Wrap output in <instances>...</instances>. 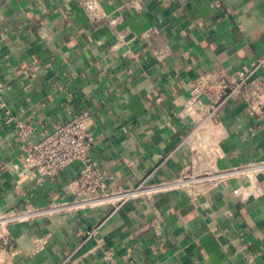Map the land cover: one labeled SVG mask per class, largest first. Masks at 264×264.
<instances>
[{"label": "crops", "instance_id": "0c3cea01", "mask_svg": "<svg viewBox=\"0 0 264 264\" xmlns=\"http://www.w3.org/2000/svg\"><path fill=\"white\" fill-rule=\"evenodd\" d=\"M133 2L134 6H128ZM115 24L91 23L76 0H0V237L14 251L0 264H264V173L260 194H233L242 175L209 181L191 198L171 187L114 212L71 207L67 184L79 163L45 182L22 168L15 128L31 124L35 139L82 109L93 116L92 157L111 176L107 190L147 178L173 182L197 166L189 139L196 120L179 117L189 82L219 62L235 71L264 56V0H103ZM123 7L121 10L118 8ZM156 31L161 63L142 35ZM217 146L212 167L225 173L264 161V117L229 99L209 124ZM207 143L211 136L204 125ZM6 219V220H5ZM101 224L96 248L84 232Z\"/></svg>", "mask_w": 264, "mask_h": 264}, {"label": "built area", "instance_id": "2783aa9c", "mask_svg": "<svg viewBox=\"0 0 264 264\" xmlns=\"http://www.w3.org/2000/svg\"><path fill=\"white\" fill-rule=\"evenodd\" d=\"M76 1L91 23H116V19H111L110 14L104 11L103 0ZM132 5L134 6L133 2L126 7ZM156 36L157 32L152 30L145 32L142 39L146 42L152 57L161 63L169 56V50L165 46L152 44ZM188 87V97L179 117L196 120L197 126L193 133L200 126L209 127L210 123H216L219 108L234 97L240 98L247 105L250 116L255 122H259L264 117V56L235 71L216 62L209 71L191 80ZM3 88L4 84L0 82V92ZM0 107H3V103H0ZM5 122L8 124L13 122L15 141L22 154V168L36 172L43 182L54 178L70 164L79 163L78 175L66 186L73 197L71 207L76 209L97 208L114 212L130 201L139 198L149 199L171 187L184 189L191 198H195L202 192L199 188L201 184L213 180L219 182L230 175H242L246 178L247 184L233 190V194L241 199L259 195L262 191L257 183V177L264 173V161L250 163L240 169L234 168L230 172L215 174L206 171L202 175L193 176L194 171L201 170L204 164L207 169L212 167L201 158L198 151L205 150L210 159L215 162L217 146L210 127L211 141L210 143L202 141L200 142L202 146L198 147L199 150L195 148L198 154L195 160L198 165L191 166L190 177L187 178L188 170H184L169 184H151L148 183L147 178H144L134 186L108 191L107 181L111 179V176L99 168L91 154L94 137L91 131L93 116L89 109L70 114L54 131L39 139H35V130L31 124L11 117ZM100 225L94 224L84 232L85 239L95 240L96 248H101L103 245L97 239ZM13 251L14 246L9 237H0V254ZM100 259L102 264H117L111 250H101Z\"/></svg>", "mask_w": 264, "mask_h": 264}, {"label": "bare ground", "instance_id": "6f19581e", "mask_svg": "<svg viewBox=\"0 0 264 264\" xmlns=\"http://www.w3.org/2000/svg\"><path fill=\"white\" fill-rule=\"evenodd\" d=\"M204 126V125H203ZM203 126H200L190 137L189 142L192 143V145L196 146L200 142L204 141L203 138L201 137L200 130ZM199 150V149H198ZM201 151V150H200ZM201 153V152H199ZM204 154V152H202ZM206 153V151H205ZM208 156V155H207ZM210 159V158H209ZM6 220V219H5Z\"/></svg>", "mask_w": 264, "mask_h": 264}, {"label": "rangeland", "instance_id": "374dc122", "mask_svg": "<svg viewBox=\"0 0 264 264\" xmlns=\"http://www.w3.org/2000/svg\"><path fill=\"white\" fill-rule=\"evenodd\" d=\"M208 128H209V127H208ZM204 133H205V132H203V130H200V134H201V137L203 138V140H204L205 142H209L208 139H207V137L204 136V135H205ZM199 146H202L201 143L198 144V145H196L195 148L198 149ZM198 152H200V151H198ZM202 152H204V154H203ZM196 155H198V154H196ZM207 155H208V156H207ZM200 156H201L202 159H204L205 161H207L208 163H210V165H212V164L214 163V160H213V159H212V160L209 159L210 156H209V154H208L207 152L205 153V150H204V151H201Z\"/></svg>", "mask_w": 264, "mask_h": 264}]
</instances>
